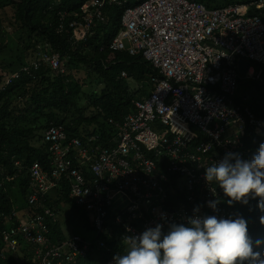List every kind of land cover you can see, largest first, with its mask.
<instances>
[{
  "label": "built area",
  "instance_id": "1",
  "mask_svg": "<svg viewBox=\"0 0 264 264\" xmlns=\"http://www.w3.org/2000/svg\"><path fill=\"white\" fill-rule=\"evenodd\" d=\"M130 1L134 2L132 6ZM111 5L120 6L123 13L121 29L110 49L141 55L150 62L158 70L152 77L154 89L149 98L135 102V112L115 124L118 132L113 145L100 152L96 147L90 150L83 146L79 139L68 138L62 125L45 131L51 173L44 172L38 163L32 166L31 178L36 188L29 196L28 210L17 227L3 232L10 252H15L21 241L36 245L35 264H76L91 249L90 241L75 235L54 243L49 233L50 225L58 221L55 209L44 206L41 213L34 212L43 206L47 193L59 189L64 180L69 182V198L89 212L97 234L104 232L107 209L115 199L132 204L116 218L124 231L120 242L124 235L140 234L157 223L163 224L167 233L172 223L186 224L188 217L207 215L211 208L208 202L223 192L214 187L213 194L207 181L201 180L203 173L198 171L206 163L221 161L222 158L215 160L219 150L223 151L222 157L238 153L245 159L242 138L246 116L253 129H264V123L249 108L234 106L228 100L238 88L235 61L244 58L264 64V20L260 16L249 14L245 5L208 9L199 0H90L84 5L80 20L70 23L73 38L79 40L105 22L104 9ZM256 7L264 8V0L256 2ZM43 66L64 72L59 55L51 53L47 46H38L36 58L19 70L7 72L0 68V92L23 74L32 76ZM247 74L260 78L261 73L248 67ZM243 110L246 116L242 115ZM239 122L237 130L231 132V126ZM156 123L169 127L177 136L175 146H166L172 159L169 174L159 172L158 164L147 156L148 152L160 156L163 143H168L157 132ZM193 128L208 137L195 149L190 148V142L197 137ZM210 151L215 155L205 157ZM77 159L90 166L97 177L95 181L91 182L73 165ZM172 176H176L178 189L187 191L189 202L188 208L181 205L173 213L163 203L167 188L175 186ZM197 207L199 213L194 212ZM99 247L114 252L104 242ZM114 256L106 264H113ZM4 258L2 253L0 259Z\"/></svg>",
  "mask_w": 264,
  "mask_h": 264
},
{
  "label": "trees",
  "instance_id": "2",
  "mask_svg": "<svg viewBox=\"0 0 264 264\" xmlns=\"http://www.w3.org/2000/svg\"><path fill=\"white\" fill-rule=\"evenodd\" d=\"M88 1L0 0V68L7 72L19 70L36 58L38 46L47 45L51 53L59 55L61 69L64 70L63 73L54 72L43 66L32 76L23 74L0 92V250L3 245L1 232L16 226L18 222L11 217L15 202L20 203L18 210L24 209L28 194L34 189L28 174L29 167L39 162L48 168L50 154L47 145L43 144V132L51 126L62 125L69 138H78L82 140L83 146L96 147V151L100 152L113 144V139L117 137L115 124L135 112V102L149 98L154 89L152 76H156L158 70L151 63L141 55L132 56L128 52L113 51L109 47L121 27L123 11L117 5L104 9L106 21L94 28L91 34L82 35L79 40L73 38L74 30L70 23L80 20L82 9ZM199 1L208 9L245 5L249 14L260 15L264 20V9L256 7L259 0ZM257 64L264 69V65ZM263 82L264 74L262 83L240 79L236 96L237 103L248 105L261 118H264ZM155 127L160 135L167 132L158 123ZM197 134L199 142L207 141L204 135ZM92 136L97 139L90 141ZM243 141L245 157L251 159L259 145L264 143V132L255 134L247 129ZM35 143L40 145L35 146ZM222 153L219 150L215 155V152L210 151L205 157L215 155V160L223 159ZM147 156L161 157L152 156V152ZM17 162L21 165L17 166ZM157 163L159 172L168 170L167 160ZM73 165L81 169L91 182L97 179L85 172V165L80 159ZM175 179L176 176L171 177L175 186L168 196L169 204L178 206L182 202L189 206V203L181 201V192L177 196ZM61 185L57 195L47 199L45 205L62 212L61 205L65 204L72 211V216L77 218V223L86 231H92L88 214L68 198L69 182L64 180ZM214 187L220 192L218 185L214 184ZM217 199L221 201V213L226 216L215 215L212 208H208L206 214L225 219L242 215L248 222L254 251L264 252V244L260 247L255 244L256 240L264 241V225L259 221L264 212L257 207L260 198H249L247 205L236 202L231 206L227 203L230 198L223 192H220ZM44 206L36 212H42ZM127 206L128 203L121 200L113 208L109 207L106 223L112 229L106 233L109 243L114 242L117 232L113 222ZM68 225L70 229L66 230ZM76 225L72 220L52 225L50 237L55 241L66 238L75 233L73 228ZM102 255L99 251H91L88 257L76 264H98L97 261L104 260ZM32 257H21L18 251L14 257L1 260L0 264H32Z\"/></svg>",
  "mask_w": 264,
  "mask_h": 264
},
{
  "label": "clouds",
  "instance_id": "3",
  "mask_svg": "<svg viewBox=\"0 0 264 264\" xmlns=\"http://www.w3.org/2000/svg\"><path fill=\"white\" fill-rule=\"evenodd\" d=\"M133 4L134 2L130 1L129 5L132 6ZM121 10L123 11L122 8ZM252 16H260V15L254 14ZM121 17H122V14H121ZM125 52H128V51H125ZM241 59L247 61L249 63L248 67H253L256 71V74L260 72L261 73L260 78L248 77V74H247L248 67L245 73L242 74L239 70V64H238V62ZM241 59H238L235 61V64H236V67L239 73L238 88H237L236 93L233 95V97H228V100L230 99L233 102L234 106H240L242 107V109L245 107L249 108V111L251 112V114L256 119H259L264 123V118H261L255 115L248 105H245L241 102L237 103V97H236L238 89H239L240 79L258 80L259 82L262 83L264 69L257 63H260L262 65L264 64L262 62H252V61L250 62L244 58H241ZM256 65H258V68ZM123 74L125 75V73ZM242 115L246 116L245 110L242 111ZM246 120L247 121L245 123V133H244V137L242 138L244 153H245V150H244L243 140L246 137L247 129H251L255 134H261L262 132H264V129H262L261 131H256V129H253L251 126H249V122H248L249 119L247 116H246ZM238 124L240 125L241 123L240 122L234 123V125L231 126V132L237 130V128L239 127ZM163 127L165 128L164 130H167V132L165 133V135H160V136L163 139H167L168 143L167 144L163 143L162 154H160L161 157L160 158L153 157L152 159L155 160V162L157 160H158L157 162L167 160L169 164V160H172V159L168 155L169 150L166 148V146L169 143H171L172 146H175V141L177 139V136L175 134H172L169 131V127H166V126H163ZM193 132L196 134L197 137L194 138L190 142L191 149L192 148L195 149L196 147H198L200 143L204 142V141L199 142L197 132L204 135L206 139L208 140V137L205 135L204 132L196 128L195 129L193 128ZM44 133L45 132H43V144L47 145L44 142ZM94 137L95 136H92L91 138H94ZM70 139H74V138H70ZM80 141L82 142V140ZM112 145L113 144H111L110 146ZM89 149L91 150L90 147ZM165 153H166V156H165ZM147 154H149V152ZM152 156H155V155H153L152 153ZM208 158H211V157H208ZM35 163H38L42 167L44 172H46L47 174H50L52 170V167L50 166V159H49L48 168H45L39 162H34L29 167L28 174H29L30 181L32 182L33 187H34L32 192L36 188V183H34L31 178V168ZM16 165L20 166L21 164L20 162H17ZM85 172L87 174L94 175L91 172V168L89 165L85 166ZM162 173L169 174L168 170ZM198 173H203V177L201 178V180L207 181L208 185L210 186V190L212 191L213 194L216 193L214 184L218 185L219 188L223 190V193L225 194V196L230 198L227 200V203L230 206L236 202L247 205L249 203V198L255 199L259 197L260 200H259L257 207L262 212H264V143H261L259 145L257 152L253 154L251 159H248L246 157L245 159H243L238 153H227L221 161H218L216 163L212 162V163L204 164L202 168L199 169ZM60 189L61 187L59 189L56 188V189L49 191L47 195L45 196V201L42 205L44 206L47 203V199L51 198L52 196H56L58 190ZM177 190H178L177 196H178V193L180 192L183 196L181 201L189 203L185 197L187 191L186 190L181 191L179 189ZM170 193H171V188H167L166 198L163 202L166 205L165 209L169 210L172 213L173 211L177 212L180 206L184 204L182 202H179L178 206H173L169 204L168 196L170 195ZM30 194L31 192L28 194L27 205L24 207V209L18 210V206H15L14 208V211L11 217H14L18 221L17 225L14 227H17L19 225L20 220H22L25 212L28 210V199H29ZM68 198H69V194H68ZM119 201L121 200L115 199L113 205H115ZM220 202L221 201L216 198L214 199V201H209L208 205L213 210H215V215L217 216L220 215L224 217L226 216V214L221 213L219 209ZM127 203H128L127 208L132 206L131 202H127ZM112 206L110 207V209L113 208ZM184 206L186 208L189 207L186 205ZM47 207H51V206H47ZM63 207L69 209L65 204L61 205V208ZM79 208L88 214L89 223L92 227V232L95 234V238L93 240H88L81 236L80 237L92 243L89 253L91 251H99L103 253L102 257L104 258V260L101 259L97 261L96 263L98 264H106L109 257L114 256V255L115 256L113 257V264H264V252L254 251L253 241L250 238L249 233H248V222L242 215L237 216L234 219L233 218L225 219V218H217V216L215 215L200 216L197 214V215L188 217L186 224L185 223L170 224L167 233L163 231V224L157 223L154 227H148L146 230H144L140 234L124 235L122 237V242H120L121 240L120 235H122L124 231H123L122 226L116 223V218H117L116 217L113 223L116 226L117 232L114 236V242L109 243L106 237L107 230L112 231V229H109V227L106 224L109 208L107 209V215L105 218L104 232L100 234H97L96 231L94 230L89 212L82 207H79ZM55 211L58 214V221L55 224L50 225V231H51L52 225H56L58 223L62 224L60 220L61 211L57 209H55ZM34 212L37 213L36 211ZM194 212L199 213V207L195 208ZM234 215L235 214H233V216ZM259 221L261 225H264V215L260 216ZM14 227H11V228H14ZM11 228L3 230L1 232L2 241H3V232L8 231ZM128 231L130 232L131 230L128 229ZM74 235L79 236L73 233L66 238H62V239L55 241L53 238L50 237V233H49V239L53 241L54 243H56L57 241L67 239L69 237L71 238ZM100 242H104L105 245L112 248L114 252L108 253L104 249H101L99 247ZM2 244L3 245L0 250V256L2 253H4L5 255L4 259H7V257L9 256L14 257L16 255V252L20 251L21 257L30 256V255L33 256L32 264H35V262L37 261V255H36L37 246L36 245H33L27 241H21L17 247V250L15 252H10L7 250L4 241L2 242ZM255 244L257 247H260L262 244H264V241L256 240ZM89 253L87 254L86 257L89 256ZM86 257L78 258L76 263L81 259H85ZM1 260L3 259H0V261Z\"/></svg>",
  "mask_w": 264,
  "mask_h": 264
},
{
  "label": "rangeland",
  "instance_id": "4",
  "mask_svg": "<svg viewBox=\"0 0 264 264\" xmlns=\"http://www.w3.org/2000/svg\"><path fill=\"white\" fill-rule=\"evenodd\" d=\"M34 145L39 146L40 143H35ZM18 198H20V197H18ZM16 202H15V206H19L20 203L18 201H16ZM64 207L62 208V212L60 214V220H61L62 224H65V222L68 223V221H70V220L74 221L76 224H79V223H77V218L72 216V211L70 209H67ZM20 214H21V212H20ZM68 229H70V225H68V228L66 230H68ZM73 229H74V232L76 235H79L83 238H86L88 240H93L95 238V234L92 231H88V230L86 231L85 229H83L81 227V225H76V227Z\"/></svg>",
  "mask_w": 264,
  "mask_h": 264
},
{
  "label": "water",
  "instance_id": "5",
  "mask_svg": "<svg viewBox=\"0 0 264 264\" xmlns=\"http://www.w3.org/2000/svg\"><path fill=\"white\" fill-rule=\"evenodd\" d=\"M238 64H239V70H240V72H241L242 74H244L245 71H246V69H247V67L249 66V63H248L247 61L241 59V60L238 62Z\"/></svg>",
  "mask_w": 264,
  "mask_h": 264
}]
</instances>
